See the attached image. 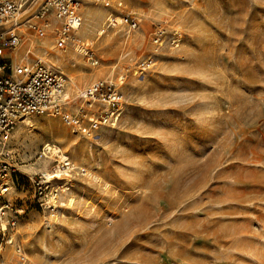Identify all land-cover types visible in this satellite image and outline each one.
I'll return each mask as SVG.
<instances>
[{
  "label": "rangeland",
  "instance_id": "374dc122",
  "mask_svg": "<svg viewBox=\"0 0 264 264\" xmlns=\"http://www.w3.org/2000/svg\"><path fill=\"white\" fill-rule=\"evenodd\" d=\"M40 1L19 15L38 30L22 28L14 55L64 77L68 112L92 82L121 77L123 110L115 126L89 133L48 115L16 123L7 146L23 177L9 196L17 215L0 264H20L16 244L23 264H264V0H122L121 11L113 0L105 18H120L105 34L80 6L63 45L52 15L35 19ZM159 25L181 33L177 47L166 36L154 51ZM63 156L68 188L56 211L42 210L30 178Z\"/></svg>",
  "mask_w": 264,
  "mask_h": 264
},
{
  "label": "built area",
  "instance_id": "2783aa9c",
  "mask_svg": "<svg viewBox=\"0 0 264 264\" xmlns=\"http://www.w3.org/2000/svg\"><path fill=\"white\" fill-rule=\"evenodd\" d=\"M36 1L0 0V251L3 246L11 245L8 230L15 226L11 215H17V210L13 208L9 196L23 177L13 165L7 146L16 123L25 115H48L60 118L70 127L83 125L89 133L96 126H115L123 110V95L119 87L123 82L121 77L117 79L118 83L111 80L92 82L77 96L79 104H76V108L68 112L69 101L62 96L64 77L41 60L22 61L14 55L22 39V28L38 30L37 23L31 24L29 20L19 18ZM114 1L117 5L122 3V0ZM81 4L82 0H42L34 11V17L43 21L52 15L58 23L55 29L57 43L63 45L75 39L77 27L82 22L79 11ZM107 24L114 26L110 20ZM137 26L136 19L130 20L129 29L134 30ZM166 36H170V46L179 45L181 33L177 29L167 33L166 28L159 25L151 37L155 52L162 47ZM92 64H96V61ZM45 152L47 150L42 145L40 156H45ZM56 167L64 172L59 177L49 179L48 175L52 174L47 173ZM69 170H72L71 165L58 161L51 171L38 172L30 178L33 197L42 210L56 211L62 188H68ZM14 247V254L23 264L25 257L21 247L18 244Z\"/></svg>",
  "mask_w": 264,
  "mask_h": 264
},
{
  "label": "bare ground",
  "instance_id": "6f19581e",
  "mask_svg": "<svg viewBox=\"0 0 264 264\" xmlns=\"http://www.w3.org/2000/svg\"><path fill=\"white\" fill-rule=\"evenodd\" d=\"M86 1L87 0H84V2L81 4V8H82V11L81 12H83V14L85 13L84 16L85 15H88V16H85V17H89L90 20H91V22L93 21V23H91V25H92V31H95L98 28V26H100L99 33L100 34H105L106 33V27H110L107 24L109 20L114 22V26L116 25L115 19L116 18H120V16H117L115 18L111 14V15H107V17L105 18L106 14H108V13H110L112 11L115 12L114 11L115 6L112 3L113 0H111V1H108V0H102V1L88 0L89 1V4H87ZM121 5H122V3L120 5H117L116 4L117 7H120V8H116V9L119 10V11H121V9H122L121 8ZM31 8L30 9L28 8L27 10H24L23 12L25 13L27 11H32L33 8H35V7H31ZM160 20H165V17H162ZM49 25H51V24H49ZM46 32L49 33L50 32V28L47 29ZM47 47H49V49H54L56 47L55 42L53 43L52 41H50V42L48 41L47 42ZM73 48H74V52L75 53L80 54V55H87V50L82 45L74 43L73 44ZM61 51H63V50L61 49ZM61 51L58 50L59 53L63 54ZM15 55H18V54L15 53ZM28 57H30V56H24V57H21L20 59L25 61V60L28 59ZM70 81H71L70 82L71 85L68 86V88L65 91V94L67 95V97H71L72 96L70 99L73 101L76 98L75 95H73V91L75 90V88H78V86H77L76 82L74 80H72V78H70ZM31 121H32V118H30L29 115H25V116L22 117V119H20L19 125H21V126H27V125H30ZM46 122L49 123V124H52V125L59 124V121L58 120H54V119H51V118H46ZM60 126L62 127V124L61 125L59 124V128H61ZM64 130H66V128H64ZM39 160H40L39 163H41V165H40L41 168H44L46 166L47 159L46 158H40ZM60 160L61 161H59V162H61L63 164H66V165H69V163H67L66 161H64L65 160V156H63L62 158H60ZM30 168L33 169L32 166ZM63 172H62V169H59V167L58 168L56 167L55 170H54V172L51 173L52 175L51 176L48 175V178L49 179H53V178L59 177V176H61V173H63ZM62 191H63L62 194L66 193V188L62 189ZM65 196H67V195L65 194ZM74 205H75V198L72 195L69 194V196L66 198L65 206L67 208H72V207H74ZM11 243H12V240H11ZM7 258L8 259L11 258V255H8Z\"/></svg>",
  "mask_w": 264,
  "mask_h": 264
}]
</instances>
